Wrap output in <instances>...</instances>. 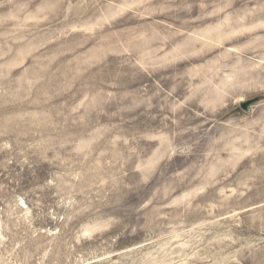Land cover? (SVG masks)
I'll list each match as a JSON object with an SVG mask.
<instances>
[{"label":"rangeland","instance_id":"1","mask_svg":"<svg viewBox=\"0 0 264 264\" xmlns=\"http://www.w3.org/2000/svg\"><path fill=\"white\" fill-rule=\"evenodd\" d=\"M0 264H264V0H0Z\"/></svg>","mask_w":264,"mask_h":264},{"label":"water","instance_id":"2","mask_svg":"<svg viewBox=\"0 0 264 264\" xmlns=\"http://www.w3.org/2000/svg\"><path fill=\"white\" fill-rule=\"evenodd\" d=\"M259 102V98H254L251 100H247V101H243L239 104V107L242 111L244 112H249L250 107H252L253 105H255L256 103Z\"/></svg>","mask_w":264,"mask_h":264},{"label":"bare ground","instance_id":"3","mask_svg":"<svg viewBox=\"0 0 264 264\" xmlns=\"http://www.w3.org/2000/svg\"><path fill=\"white\" fill-rule=\"evenodd\" d=\"M256 29V28H255ZM257 30V29H256ZM253 31V30H252ZM240 36V35H239Z\"/></svg>","mask_w":264,"mask_h":264}]
</instances>
